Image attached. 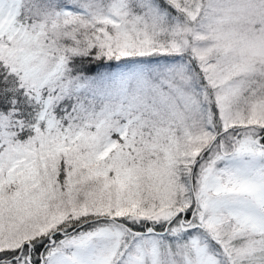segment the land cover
<instances>
[{"label": "snow or ice", "instance_id": "snow-or-ice-1", "mask_svg": "<svg viewBox=\"0 0 264 264\" xmlns=\"http://www.w3.org/2000/svg\"><path fill=\"white\" fill-rule=\"evenodd\" d=\"M0 264H264V0H0Z\"/></svg>", "mask_w": 264, "mask_h": 264}]
</instances>
